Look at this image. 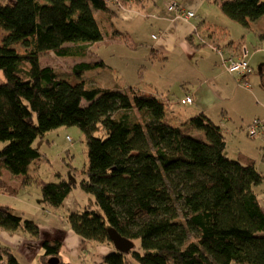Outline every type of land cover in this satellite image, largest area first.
Masks as SVG:
<instances>
[{
    "label": "trees",
    "instance_id": "16d2710c",
    "mask_svg": "<svg viewBox=\"0 0 264 264\" xmlns=\"http://www.w3.org/2000/svg\"><path fill=\"white\" fill-rule=\"evenodd\" d=\"M209 2L246 27L264 17V0ZM96 11L112 26L109 0H0V175L5 169L22 177L21 186L35 182L45 203L60 207L73 185L30 175L42 156L34 142L77 125L88 145L80 185L96 207L72 211L68 222L83 240L111 246L99 264H264V174L255 160L230 157L222 128L204 113L174 127L154 93L88 86L87 70L105 65L84 60L104 39ZM47 51L81 61L56 68L41 63ZM0 190L18 192L2 178ZM110 228L134 247L116 249ZM2 230L40 238L33 218L0 204ZM42 249L71 264L62 260V240L45 239ZM0 261L22 264L1 247Z\"/></svg>",
    "mask_w": 264,
    "mask_h": 264
},
{
    "label": "rangeland",
    "instance_id": "374dc122",
    "mask_svg": "<svg viewBox=\"0 0 264 264\" xmlns=\"http://www.w3.org/2000/svg\"><path fill=\"white\" fill-rule=\"evenodd\" d=\"M155 1L156 0H145V2L149 3L150 5L154 4ZM176 1L173 2L181 5L180 1ZM165 3L167 4L168 2L165 1L164 3H162L160 1L156 4L158 5V7H165L167 9ZM210 4L212 3H207L204 9L214 10L213 8L215 6V11L213 12L214 14H212V17H214L213 23H207V26L203 28L202 32L204 33L206 38L211 41H217L216 39L224 40L229 36L227 40L223 41L222 45L224 47L221 46L224 49L229 48L236 50L242 44L240 42L241 39L247 34V32L250 36V33L253 29L254 32L264 33V17H261L253 22L250 27H246L240 22L228 19L229 17H225V20L222 21V16L220 17L219 13L221 11L218 10L216 4ZM203 13L204 12L202 10L198 15L204 16ZM95 15L103 28V25L105 24V14L96 11ZM217 17H220L219 21H217ZM138 19L140 20L142 27L141 24L138 23ZM152 27L153 24L151 23L149 17L143 14H141L140 17L136 18L134 22H121L119 24V30H122H120V32L125 33L126 36L129 35L130 41L138 47V50L130 47L126 43L125 38H123V40L121 41H118L117 43L106 41L104 43H100L98 46L95 45L94 47H91L88 57L84 60H103L105 62V65H96L93 68L87 70L86 77L88 80V86H102L114 89H124L126 91L133 87L137 90L149 93H154L153 90H155L157 93L154 94L158 97L160 96L166 102L167 98L168 102H174L176 96L167 94L171 92L170 87L174 79L172 78L166 86L165 84H163L166 80V77L162 67L157 68L147 64H144V66H140V63L143 61V59L141 58L143 51L140 47L145 46V44H147L148 41L151 40L150 34ZM5 32L6 30L0 29V41L3 39V34ZM212 36H214L215 39L212 38ZM247 46V59L253 68V72L250 73L249 79H247L246 81H243L242 79L241 80L244 86L251 89L255 86V83L251 79H253L254 76H257L259 78L262 74V68L264 67V39H260L258 41H250L248 38ZM211 47H213L212 44ZM242 48H244L243 45L240 47V53L237 55H232V57H241V55H243V51L241 50ZM145 54H148V50H146ZM226 60L228 59L223 60V64H225ZM78 61L81 60L77 58L65 59L62 57H57L53 51L44 52L41 56V63L53 65L56 68L58 67L64 70L71 69L73 65ZM237 90L239 89L237 88ZM239 91L241 95L233 98V100L235 102H238L243 98L247 100L249 94L242 90ZM258 99L260 104H263L261 98ZM190 106L191 105H172L168 109L166 108L167 110L165 122L171 124V126L174 127L180 126L181 124L175 123L173 116H175L176 114H180L186 119L191 118V115L188 116L187 114L189 113L188 109L190 108ZM242 108L243 107H241V109ZM191 111L192 109L190 110V114L192 113ZM241 112H243L247 117L253 114L257 115V112L260 116L264 115L262 106H259L256 112L255 109L251 107H249V109L247 110H241ZM254 120L262 121L260 118H255ZM261 133V131H258L257 137ZM252 142H254V140H248V143L244 144V146L248 149H253L254 144ZM3 145L4 143L0 142V149H2ZM34 146L39 149V151L42 153V156L39 159L35 160L32 164L30 175L33 178L40 177L46 181H58L59 177H61V179H65L70 184H72L73 189L65 199L64 204L56 208L45 203L41 188L35 182H32L26 186H20L19 188L18 181H15L16 175L11 173L9 174V177L7 178L9 180V183L18 188V192L21 196H23L27 200H30V202H38V204H41L40 209L37 206V210H35V212L31 211L30 213L26 214L29 217H32L41 228L40 238H32L30 235L21 231V234L24 237L30 239L32 243H35L37 241L39 242V240H41L38 247H35V249H31V251L33 252V256H35L36 259V261H32L31 264H46L50 263L51 259L55 258L54 256L49 258H45L43 256L44 250L42 249V241H44L45 239H60L63 241L62 260L64 261V263L99 264V260L92 256L93 252L87 250L85 251V248L78 255H75L68 250L66 244L68 232L72 231L68 222L70 213L76 210L81 212L87 206V208L96 207L94 195L86 192L80 185L81 180L85 177L83 169L88 162V145L84 133L77 125L60 126L58 128L50 130L45 136L38 137L34 142ZM243 149L244 147L239 149L235 148L234 144H232L230 147L226 148V151L230 156H233V158H235ZM262 153V155H264V150H262ZM255 157L259 159L260 155L258 152L255 154ZM257 167L259 171L264 174V162L260 159L257 162ZM5 193L6 192L4 191L2 193L0 192V203H9L11 206L16 205V197L11 193ZM262 206L264 208V202H262ZM22 211L23 210L21 209H15V212L19 214H21ZM93 244L97 245V243ZM15 248L16 246L14 247V249ZM18 255L21 257L20 253H18ZM22 263L27 264L25 261H23Z\"/></svg>",
    "mask_w": 264,
    "mask_h": 264
},
{
    "label": "crops",
    "instance_id": "0c3cea01",
    "mask_svg": "<svg viewBox=\"0 0 264 264\" xmlns=\"http://www.w3.org/2000/svg\"><path fill=\"white\" fill-rule=\"evenodd\" d=\"M160 1L162 3L165 1L168 2L167 4L165 3L167 9L165 7H158L156 3ZM173 1L176 0H156L154 4L150 5L146 3L145 0H140L131 2L128 7H125L121 5L118 0H109V12L111 13L109 19H111L112 26L108 27L109 23L105 21L103 25L104 39L94 43L91 47L95 45L98 46L100 43L106 41L117 43L125 38L126 43L130 47L138 50V47L130 41L129 35L126 36L125 33L120 32L121 29L119 30V24L121 22H134L141 14L147 15L153 27L151 28L150 34L151 40L148 41L145 46L140 47L143 51L141 56L143 61L140 63V66L147 64L157 68L162 67L166 77L163 84L166 86L172 78L174 79L170 87L171 92L167 94L176 96V99L174 102H168L167 98V109L172 105H191L188 109V116L191 115L190 117H192L198 113H204L222 128L227 141L226 148L230 147L232 144L238 149L244 147V149L238 153L237 157H235L236 159L240 157H250L255 160L256 164L259 159L264 162V155H262V150H264V130L255 138L250 137L247 133V127L255 118H260L264 122V115L260 116L257 112V115L253 114L247 117L241 112V110H247L249 107L254 108L256 112L259 106H262L264 110V67L262 68V74L259 78L254 76L253 79H251L255 83V86L249 89L243 85L242 80L246 81L249 79L250 74L241 80L236 74L228 72L223 64L224 59H229L232 55L239 54L242 45L243 47L246 46L248 57V38L250 41H258L264 39V37H261L264 33L254 32L253 29L250 36L247 32L241 39L240 42L242 44L236 50L229 48L224 49L222 45L223 41L227 40L229 36L224 40L216 39L217 41H211L208 40L202 32L203 28L207 26V23H213L214 17H212V14H214L215 6L213 8L214 10L204 9L205 5H207V3L209 4V0H178L181 2H179L181 7L195 13V16L189 19L177 18L176 11L169 10L170 4L174 3ZM217 8L221 11L219 13L220 17L222 16V21L225 20L227 16L222 12L219 6H217ZM202 10L205 17L198 15ZM220 17H217L218 20H216L219 21ZM106 18L107 15L105 14V19ZM138 23L141 24L139 19ZM153 35H156V37L154 38ZM214 36H212V38H214ZM211 44L213 47H211ZM146 50H148L147 55L145 54ZM241 50L244 52V48ZM131 88L135 89L133 87ZM237 88L249 94L247 100H245L243 96V99H240L238 102L233 100V98L241 95ZM153 92L155 94L157 93L155 90H153ZM186 95L193 96V103L183 104L181 102ZM258 98H261L263 104H260ZM241 107L243 108L241 109ZM244 107L247 108L245 109ZM191 109L192 113L190 114ZM173 118L177 124H182L187 120L180 114H176ZM248 140H254V142H252L254 144L253 149H248L244 146V144L248 143ZM257 152L260 155L259 159L255 157ZM230 157L233 158V156ZM9 174L10 173L4 169L2 170L0 178L10 187L16 188L9 183L7 179ZM15 178L20 188L22 177L17 175ZM260 187L262 189L261 197H263L264 202V185ZM0 192L2 193L3 191L0 190ZM16 194L17 193L13 194L16 197V205L11 206L9 203L0 204L8 205L14 211L15 209L23 210L21 215L25 218L29 217L26 215L27 213L31 211L35 212L37 206L40 209L41 204H38V202H30V200L21 196L19 192L17 196ZM0 239V247L3 252L8 249V251L16 255L21 263L25 261L27 264H31L32 261H36L31 249L38 247L41 240L32 243V241L24 237L21 232L12 233L5 230L0 231ZM93 243L94 242L83 240L73 231L68 232L66 244L68 250L75 255H78L86 248L85 251L93 252L92 256L100 261L105 254L112 250L111 246L101 244L94 245ZM15 246L16 248L14 249ZM18 253H20L21 257ZM0 264H3V261H0Z\"/></svg>",
    "mask_w": 264,
    "mask_h": 264
},
{
    "label": "built area",
    "instance_id": "2783aa9c",
    "mask_svg": "<svg viewBox=\"0 0 264 264\" xmlns=\"http://www.w3.org/2000/svg\"><path fill=\"white\" fill-rule=\"evenodd\" d=\"M169 10H175L177 18L189 19L195 16L193 11L186 10L175 2L170 4ZM153 37L155 38L156 35H153ZM224 65L229 72L236 74L240 77V79H243L244 76L249 75L253 71V68L247 59L246 46H244V52L241 57L235 58L231 56L225 61ZM193 101L194 98L192 95H186L185 98L181 100L183 104H190L193 103ZM262 129H264L263 121L255 120L253 126L251 127L250 135L252 137H257L258 131H261Z\"/></svg>",
    "mask_w": 264,
    "mask_h": 264
},
{
    "label": "water",
    "instance_id": "95a60500",
    "mask_svg": "<svg viewBox=\"0 0 264 264\" xmlns=\"http://www.w3.org/2000/svg\"><path fill=\"white\" fill-rule=\"evenodd\" d=\"M110 238L116 249L121 252H129L134 247V242L126 237H123L116 229L110 228ZM51 264H58V258H53L50 261Z\"/></svg>",
    "mask_w": 264,
    "mask_h": 264
}]
</instances>
